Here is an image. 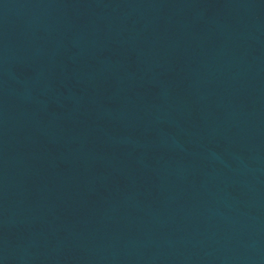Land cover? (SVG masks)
I'll return each instance as SVG.
<instances>
[{"label": "water", "instance_id": "obj_1", "mask_svg": "<svg viewBox=\"0 0 264 264\" xmlns=\"http://www.w3.org/2000/svg\"><path fill=\"white\" fill-rule=\"evenodd\" d=\"M0 264H264V0H0Z\"/></svg>", "mask_w": 264, "mask_h": 264}]
</instances>
